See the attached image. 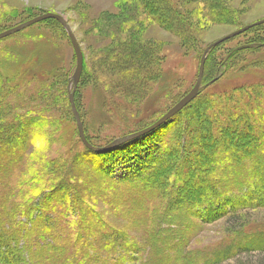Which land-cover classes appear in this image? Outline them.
<instances>
[{
    "label": "rangeland",
    "instance_id": "1",
    "mask_svg": "<svg viewBox=\"0 0 264 264\" xmlns=\"http://www.w3.org/2000/svg\"><path fill=\"white\" fill-rule=\"evenodd\" d=\"M45 12L62 15L79 43L83 68L74 103L87 141L101 147L151 125L165 114L195 84L205 48L264 19V0H0V32ZM58 23L45 19L0 39V129L14 122L24 134L17 140L22 143L21 152L13 156V162L10 160L11 167L4 166L9 175L3 184L12 190L15 199L0 198V202L21 209L31 198L33 207H37L59 184L68 185L71 191L68 211L60 210L58 203L51 206L55 214L33 209V219L52 222L50 227L32 232L28 242L41 245L60 241L74 259L85 264H155L153 246L160 251L161 245H151L154 234L175 228L163 215L176 216L177 206L184 204L182 214L188 222L183 228V243L171 241L164 253L156 256L162 257V264H170L182 254L199 256L231 241L244 244V237L256 241L264 236V184H255L254 165L249 163L251 157L254 159L253 150L239 152L241 169L236 170L232 164L225 167L230 188L222 190L240 198L235 200V207L227 206L225 213L224 209L216 210L222 198H209L212 190L205 191L203 198L212 200L205 207L213 213L204 214L184 200L176 204L172 201L174 195L168 199L167 189L172 186L167 178L160 185L166 191L159 195L156 192L152 198L146 191L136 190L139 183H126L164 149L172 150L168 148L173 144L181 152L189 147V153L194 152L191 149L195 145L202 147L204 142L194 131L196 126L190 124L195 114L198 120L207 119V124L198 122L197 127L205 126L210 139L221 141L241 112H247L254 130V137L247 142L257 147L264 160V144L261 147L258 143L264 142V23L221 41L205 53L197 101H190L145 135L103 152L89 150L78 136L68 101L76 59L66 31ZM131 73L138 74L130 77ZM219 95L234 102L231 110L235 111L237 104L238 112L235 118L226 119L225 131L222 129L217 139L211 135L220 118ZM222 105L227 107V101ZM188 127L193 131L186 135ZM174 131L181 132L178 140L172 138ZM217 155L221 159V154ZM212 160L214 166L221 165L216 157ZM226 160L235 161L233 156ZM175 164L173 160L172 171L176 170ZM261 170L264 180V161ZM238 171L244 177L242 181L235 179ZM224 175L218 172L212 180L219 182ZM14 218L27 223L30 215L16 211ZM236 219L238 224L233 223ZM80 226L83 235H78ZM100 229L108 233L100 234ZM86 241L92 244L88 250ZM89 250L95 254L92 261L84 258L85 253H93ZM256 256L241 254L225 264H235V259L255 262Z\"/></svg>",
    "mask_w": 264,
    "mask_h": 264
},
{
    "label": "trees",
    "instance_id": "2",
    "mask_svg": "<svg viewBox=\"0 0 264 264\" xmlns=\"http://www.w3.org/2000/svg\"><path fill=\"white\" fill-rule=\"evenodd\" d=\"M55 22L58 23V21L56 20ZM136 74L138 73H131L130 77L136 76ZM197 96L192 100V102L197 101L196 100ZM217 100L219 101L218 102V105H219L218 113L220 115V118H218L215 121V125L212 130L213 135H211V137H214V138L217 137V135L221 134L222 129H223V132L225 131V128L227 126L226 119L235 118L236 113L238 112L237 104H235V111L230 109L231 104H233L234 102L233 103L230 102L231 100L229 98L227 100L224 98L222 99V97H220L219 95ZM224 100L225 102L227 101V107L222 105V101ZM205 102H203V104ZM243 104L248 105L246 101H244ZM199 105L200 103H198L196 107L199 108ZM246 114L247 112L245 113L241 112L240 118L235 119V126L231 127V130L229 131V133L228 132L223 133L224 136L229 134L228 135L229 138H225L223 136L221 138V141L210 139L209 135H207L208 132L205 130L206 129L205 126L203 128L200 125L197 127L198 122L207 124V119L203 118L202 120H198V115L195 114L190 124L192 126H196L194 131L199 134L198 137L204 142L203 143L204 145L202 144L203 145L202 147L201 146L198 147L197 145L192 147L193 149L191 150L194 151L193 153H189V150H190L189 147L185 148L186 149L185 152H188L190 154V158H189L187 156V153L181 152L182 149L174 147L175 145L173 144L172 147L168 148L172 150L167 151L164 149L163 150L164 152L161 155H159V157L156 160L154 161L151 160L149 163L147 162L148 163L147 166L143 167L142 169L138 171H135L131 179H129V181H126V183L130 184V181L131 183L134 182L135 184L136 182L139 183L138 184L139 187H137L136 190L141 191V192L146 191L145 194H147V197L152 198V196L156 192H158L157 194L159 195L160 193L162 194V192L164 193L166 191V190L165 191L162 190L160 185L164 182L165 178H167L171 180L170 185L172 186L171 188L167 189L168 199L171 198V195H174V197L172 198V201L175 202L176 204H180L181 200H184V202L186 201V205L188 206L192 205L193 208L196 206L193 210L196 211L199 209L200 213L207 214L209 212L210 213L213 212V209H211L210 207L207 208L205 206L207 204H209L210 206L212 202L211 199L214 198L216 200L217 198L220 197L222 198L221 199L222 204L220 203V206H223V209H224L223 212L225 213L226 212L225 209L227 206L235 207V205L233 206V204H235V200L238 198V196L230 195L229 193L226 192V190H222L223 187L230 188V186L228 185L229 178H226L227 175H224V170H225V167L229 166L228 164H232L233 166L235 165L236 170H239L242 168L241 163H239L237 159V157H239L238 156L239 152L243 153V151H246L249 149L253 150L254 159L253 157H251L249 159V163L251 165H254L253 171L256 173L255 175L257 176L255 184L256 185H258L259 183L264 184L263 174H262L263 169L261 170L262 162L264 160L262 161V157H260L257 151V147L250 146L249 145L250 143L247 142L248 138L254 137L252 136V133H254V130H253L252 122L250 121V116ZM19 119H16L15 121H18ZM230 120L232 123L233 122L232 119ZM13 123L14 122H10L9 124L6 123L5 125H3L5 127L3 128L4 130L0 129V174L3 173L2 177L0 176V198L2 199H5L6 197L15 199L12 195L13 194L12 190L9 187H7L6 184H3L4 183L3 181L6 180V177L9 175L8 171L6 172L4 166L7 165L11 167L10 162L14 161L12 160L13 156L15 157L16 155L17 156L19 155L18 153L21 152L20 146L22 147L21 145L22 143L18 142L17 140L23 138L24 136V134L23 135L20 134L21 131L18 130L17 126H15ZM192 131L193 130H191V128L188 127V129L186 130V133L184 130H183V133L187 135L188 133H192ZM235 132H238V133H235ZM179 133L181 134V132L179 131L178 133L174 131L171 134L172 138H175L176 136L178 140V138H180ZM231 134H234V136L231 137ZM258 143L261 144L260 145L261 147L264 144V142L262 143V141ZM218 153L221 154V157H220L221 159H218L219 157V155H217ZM167 154L168 156H166ZM179 155H183L184 157L183 158L179 157ZM229 156H233L235 161H232V163H227L226 158ZM213 157H216L217 162L221 160L220 166H214L213 162L215 159L212 160ZM173 160L177 162V165L175 164V167H176L175 171H172L173 170L172 169ZM162 162L164 164H162ZM247 170L248 169L246 168L243 169L245 173H247ZM4 172L6 173L4 174ZM97 172L102 175L103 174L105 175V173L102 171H97ZM218 172H222V175H224L223 179L219 182L213 181L212 177L218 174ZM234 176H235V179L239 181H242V179L244 178L242 175L239 174V171L236 172ZM244 181L246 180L244 179ZM165 183L167 184L168 181ZM194 185H195V188H193ZM1 187H6V188H1ZM152 187H156L157 190L155 191L152 190ZM233 189L234 188H231L229 190L233 191ZM184 190H186V192L183 193ZM210 190H212L209 196V198L211 199L210 200L207 199L206 201L203 198L204 192L205 191L207 192ZM70 192L71 191L68 189V185L66 186L65 184H62V185L59 184V186H57L56 188H51L50 192H48L50 197L40 201L39 202L40 206H37V207L36 206L33 207L31 203L32 202L31 198H28L27 200L31 205H29V203L27 202L26 204L22 205L23 208L21 209H18L19 207L16 204L8 206V205H2V203L0 202V264H57V262L58 264H85V261L82 262V260L74 259L73 253L68 251L69 248L67 247V245H64V243H61L60 241H57L55 243L54 242H50V243L44 242L41 245L39 244L33 245V243L28 242V239H27V237L32 232L39 230L40 227H43V226L50 227V222H52L49 219H47L46 221L43 220V222L38 218L33 219L31 216V212L33 211V209L38 210L39 213L51 212L52 214H55V210L53 211L51 209V206H53V203H56V204L58 203L57 207L60 208V210L68 211L69 210L68 194ZM178 192H179V195L177 194ZM2 199L0 200L2 201ZM58 199H60V201H57ZM238 199L240 200V198ZM215 205H219V203ZM183 206H185V204L181 206L180 205L177 206L178 214L176 216H173V214L171 213H168V214L166 213L165 215H163L167 218L168 224H174L175 228L170 229V230L166 228L165 230H159V233L156 232V234H154L155 235V237L153 238L154 242H152L151 245L153 246L155 245V243H159L161 245L160 251L158 249L159 247L155 248L153 246L154 248L153 250L155 254L153 257V262H155V264L163 263L162 257H156V256L163 254L164 249L167 247V245L171 241L173 242V240H182V243H183L182 235H183V232H185L184 231L185 223L188 222L187 217L183 215L185 212V208L183 209ZM208 209L210 210L208 211ZM16 211H19L20 213L22 212L23 215H25L26 213H29L30 220L27 223L17 221L16 218H14V214L16 213ZM9 220H10V223H9ZM155 220L157 219L155 218ZM238 222H239L238 219H236L235 222L233 223L238 224ZM80 223L81 225H83L82 224L83 221H80ZM27 225H29V227H27ZM101 227L102 229L104 228L102 225ZM78 229H79L78 235L85 234L83 230V226H80ZM99 232L100 234L105 233V235L108 233L107 231L102 232L101 229ZM44 233L46 234V232ZM252 239L253 238L251 236L244 237V241H245L244 244H241L240 242L231 241L228 245L221 246L219 248H216L213 251H209L199 256H196V255L190 256L187 254H184V255L182 254L178 256L177 260L173 258V262L171 261L170 264H174L177 261L180 262L181 264H197L198 261L201 264H225L226 261L236 258L237 256L241 254H251V253L257 254L256 260H254L255 262H249V261L243 262L242 259L241 260L235 259V264H264V236L263 235L259 236V238H257L256 241H252ZM21 241H23V244L20 243ZM85 245L87 246L86 247L87 250L90 248V246H92L91 242L89 245L88 241L85 242ZM181 249L179 250L180 253H182ZM44 250L46 251L44 252ZM89 251H93V250H89ZM96 253H97L96 255L98 259H101L100 257H102V255L101 254L98 255V251ZM94 256H95L94 251L93 253L88 252V254L87 253L84 254V258L85 259L87 258V260L91 259L90 261L94 259ZM94 264H97V263H94Z\"/></svg>",
    "mask_w": 264,
    "mask_h": 264
},
{
    "label": "water",
    "instance_id": "3",
    "mask_svg": "<svg viewBox=\"0 0 264 264\" xmlns=\"http://www.w3.org/2000/svg\"><path fill=\"white\" fill-rule=\"evenodd\" d=\"M45 19H54L56 21H58L65 29L67 36L70 40V43L72 45V49L75 55V59H76V63H75V69L74 72L71 76V80H70V85H69V90H68V101L70 104V108L76 123V127H77V132H78V136L81 140V142L83 143V145L88 148L89 150H93V151H98V152H103L105 150H111L113 148L119 147L133 139H136L142 135H145L146 133L152 131L153 129H155L156 127H158L159 125H161L162 123L166 122L168 119H170L171 117H173L174 115H176L183 107H185L190 101H192L199 93L200 91V86H201V82H202V76H203V71H204V63H205V53L211 49L212 47H214L215 45H217L218 43H220L221 41L231 38L239 33H242L254 26H258L260 24L264 23V19L255 21L251 24L245 25L229 34H227L226 36L212 42L211 44H209L205 50L203 51L200 61H199V67H198V76H197V80L195 82V84L193 85V87L186 93V95H184L176 104H174L165 114H163L159 119H157L155 122H153L151 125H148L147 127H144L138 131L123 135L121 137H118L114 140H112L111 142L107 143L104 146H94L92 144H90L84 134V130H83V125L81 122V118L79 115V112L75 106L74 103V91L75 88L77 86L78 80L80 78L81 72H82V68H83V54L81 51V48L79 46V43L77 42V39L74 35V33L72 32L69 24L67 23L66 19L58 14V13H53V12H45L42 13L40 15H37L31 19H28L14 27H11L5 31L0 32V39L7 37L11 34H14L16 32L21 31L24 28H27L39 21L45 20ZM213 81V80H212ZM210 81V82H212Z\"/></svg>",
    "mask_w": 264,
    "mask_h": 264
},
{
    "label": "bare ground",
    "instance_id": "4",
    "mask_svg": "<svg viewBox=\"0 0 264 264\" xmlns=\"http://www.w3.org/2000/svg\"><path fill=\"white\" fill-rule=\"evenodd\" d=\"M127 143H128V142H127ZM217 208H218V207H217ZM217 208H216L217 211L223 210V206H219V208H218V209H217ZM211 213H213V212H211ZM208 215H210V214H208ZM208 215H207V216H208Z\"/></svg>",
    "mask_w": 264,
    "mask_h": 264
}]
</instances>
